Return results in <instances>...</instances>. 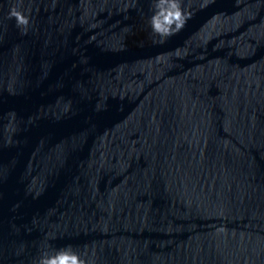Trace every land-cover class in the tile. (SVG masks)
<instances>
[{
    "label": "water",
    "instance_id": "obj_1",
    "mask_svg": "<svg viewBox=\"0 0 264 264\" xmlns=\"http://www.w3.org/2000/svg\"><path fill=\"white\" fill-rule=\"evenodd\" d=\"M0 264H264V0H0Z\"/></svg>",
    "mask_w": 264,
    "mask_h": 264
}]
</instances>
